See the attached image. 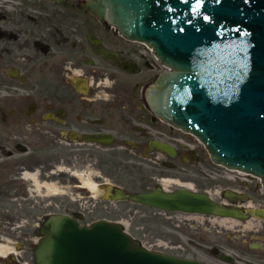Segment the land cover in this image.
I'll list each match as a JSON object with an SVG mask.
<instances>
[{"label":"flooded vegetation","instance_id":"af4514ba","mask_svg":"<svg viewBox=\"0 0 264 264\" xmlns=\"http://www.w3.org/2000/svg\"><path fill=\"white\" fill-rule=\"evenodd\" d=\"M77 1L32 0L39 3L37 12L27 4L10 10L0 3V246L11 248L0 255V264L34 262L40 225L49 214L80 222L79 204L129 200L116 198L115 190L182 187L215 194V201L242 210L264 209L211 178V164L221 165L194 134L152 118L147 83L168 68L151 45L121 34L112 23L105 28ZM198 180L204 187H196ZM226 190L238 197L229 198ZM68 203L75 205L73 212L65 210ZM179 213L175 218L187 224L214 216ZM232 231L187 234L185 242L174 244L141 242L126 232L149 250L177 256L182 255L176 251H202L215 259L187 257L203 264H264V226L252 240L240 229Z\"/></svg>","mask_w":264,"mask_h":264},{"label":"water","instance_id":"95a60500","mask_svg":"<svg viewBox=\"0 0 264 264\" xmlns=\"http://www.w3.org/2000/svg\"><path fill=\"white\" fill-rule=\"evenodd\" d=\"M128 37L150 44L167 66L147 83L152 118L194 134L213 162L259 176L264 189V0H78ZM162 210L229 219L264 209H239L207 193L158 186L122 194ZM225 195L234 199L226 190ZM242 198V197H240ZM33 248L35 264H203L146 249L116 221L79 223L49 214ZM225 258L224 254L220 255Z\"/></svg>","mask_w":264,"mask_h":264},{"label":"rangeland","instance_id":"374dc122","mask_svg":"<svg viewBox=\"0 0 264 264\" xmlns=\"http://www.w3.org/2000/svg\"><path fill=\"white\" fill-rule=\"evenodd\" d=\"M0 3L5 4L6 9L10 10L13 9L15 5L27 4V9L32 12L38 9L37 4H39L33 3L32 0H0ZM199 147H201V145ZM213 166L215 165L211 164L212 168H210L211 170L209 171L211 178H220L218 181L220 186L233 187L237 189L238 193L242 194V201L244 200V203H251L252 207L256 205H264V190L261 187L258 176L242 175L236 171H231L228 168H218V166H215L217 168L216 169ZM236 175H240L238 180L244 181L245 184H238V181H236L234 177ZM200 182V180L196 181L195 185L197 188L204 187V185H202L203 183ZM132 188H135V186ZM166 188L172 187L167 186ZM211 196L216 199L215 194H211ZM74 207V204L68 203L65 210L67 212H73ZM76 207L79 208V212L81 213V223H89L96 218L116 221L132 237L141 242L151 240L156 241V239H159L168 244H174L177 243L178 240L185 242V240L189 237L187 234L192 235V233L197 234L198 232L210 229L224 228H226L227 232H236L232 230L240 229L248 240H252L256 233H260L255 232V229H259L264 226V222L259 218H256L254 215H249L244 220L229 218L222 219L216 216H206L204 218H199V220H193L190 224H187L175 218L176 215L179 217L182 216L179 212H162V210L154 207L134 203L127 199L117 200L114 203L106 201H100L95 204L83 203L77 205ZM167 216L169 218H167ZM177 223L178 226L176 225ZM230 249L231 247H228V250ZM176 252L179 255L196 258L204 262L211 263L213 260L215 261V259L208 255L209 253H203L202 251L188 250ZM30 263L35 264L32 261Z\"/></svg>","mask_w":264,"mask_h":264},{"label":"bare ground","instance_id":"6f19581e","mask_svg":"<svg viewBox=\"0 0 264 264\" xmlns=\"http://www.w3.org/2000/svg\"><path fill=\"white\" fill-rule=\"evenodd\" d=\"M226 168H228L229 170H231V171H236L237 173H240V174H245L246 175V171H241V170H239V169H237V168H231V167H227L226 166ZM249 175H254V174H249ZM164 181V180H163ZM165 182V181H164ZM167 182V181H166ZM168 183V182H167ZM87 185L90 187V188H92L93 189V187H94V185H92V183L90 184V182H88L87 183ZM165 185V184H164ZM95 188V187H94ZM165 188H166V186H165ZM103 191V190H102ZM102 194V193H101ZM219 218H222V219H226V218H224V217H219ZM11 248L10 247H8V246H6V245H1L0 246V255H4L8 250H10ZM13 251V250H12Z\"/></svg>","mask_w":264,"mask_h":264}]
</instances>
